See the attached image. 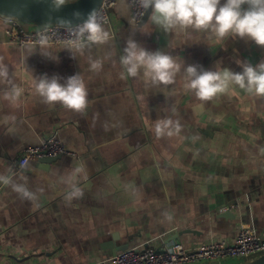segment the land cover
<instances>
[{
    "label": "crops",
    "instance_id": "crops-1",
    "mask_svg": "<svg viewBox=\"0 0 264 264\" xmlns=\"http://www.w3.org/2000/svg\"><path fill=\"white\" fill-rule=\"evenodd\" d=\"M150 11L134 25L127 1L116 0L108 42L75 54L69 45L18 47L0 15L8 67L0 78V264H107L129 249L231 243L243 227L264 234V97L229 83L201 101L184 90L183 68L176 83L157 86L143 72L128 77L121 64L129 40L214 71L258 64L264 48L191 29L165 32L149 22ZM78 73L88 90L82 112L45 104L35 91L36 77L64 83ZM167 119L172 134L157 136L156 122ZM49 137L75 156L18 170L24 149ZM77 188L83 195L70 198Z\"/></svg>",
    "mask_w": 264,
    "mask_h": 264
},
{
    "label": "clouds",
    "instance_id": "clouds-1",
    "mask_svg": "<svg viewBox=\"0 0 264 264\" xmlns=\"http://www.w3.org/2000/svg\"><path fill=\"white\" fill-rule=\"evenodd\" d=\"M66 0H56L57 8ZM140 8L149 13V22L159 26L165 32H187L189 29L207 33L210 38L223 41L227 37H238L254 42L264 48V0H137ZM64 23H69L64 21ZM76 40L67 41L73 44L70 49L79 53L85 47L104 44L109 40V32L104 29L97 13L92 12L86 21L76 27ZM42 47H47L51 37L47 33H38ZM43 55H45L43 53ZM51 58L49 55H45ZM128 77H137L141 72L153 85L168 86L176 83V77L183 68V88L191 91L201 101H208L218 93H223L229 83L238 86L250 95L264 97V61L258 64L241 62L242 71L229 69L205 70L197 65L185 66L175 57L163 51H149L133 40L127 42L124 55L121 57ZM99 61L91 63L93 71L99 70ZM8 77V67L0 58V78ZM35 91L48 105L59 103L66 109L82 112L87 109L88 90L83 77L78 73L66 79L47 75L35 78ZM171 119L158 121L155 125L157 136L171 135L168 129L173 126ZM179 131V123L176 122ZM80 171L79 168L76 170ZM4 178L0 177V181ZM13 190L26 198L31 194L22 185H12ZM83 193L75 189L70 198H79Z\"/></svg>",
    "mask_w": 264,
    "mask_h": 264
},
{
    "label": "built area",
    "instance_id": "built-area-1",
    "mask_svg": "<svg viewBox=\"0 0 264 264\" xmlns=\"http://www.w3.org/2000/svg\"><path fill=\"white\" fill-rule=\"evenodd\" d=\"M131 9V22L139 25L146 13L139 7L137 0H126ZM116 0H102L95 12L105 27L111 22L110 11ZM4 17V16H3ZM9 22L7 31L9 39L18 47L25 45H41L38 33H47L51 39L48 45H69L70 40H76L75 30L78 25L86 21L72 25H30L16 19L4 17ZM60 156H75L61 141L55 137L43 140L39 145L24 149L18 161V170L22 169L30 161H39L45 158H57ZM222 212L228 209H221ZM264 250V234L258 235L255 230L243 227L235 239L231 242L220 241L209 243L196 249H187L179 242L164 245L155 249L146 247L141 250L129 249L119 252L107 264H204L220 261L235 260Z\"/></svg>",
    "mask_w": 264,
    "mask_h": 264
},
{
    "label": "water",
    "instance_id": "water-1",
    "mask_svg": "<svg viewBox=\"0 0 264 264\" xmlns=\"http://www.w3.org/2000/svg\"><path fill=\"white\" fill-rule=\"evenodd\" d=\"M102 0H71L56 10L55 0H0V15L30 25H72L84 21ZM150 11V9H149ZM146 13L142 22L147 18ZM68 21L69 23H64ZM53 158L40 162L49 163ZM230 264H264V250L239 257Z\"/></svg>",
    "mask_w": 264,
    "mask_h": 264
},
{
    "label": "trees",
    "instance_id": "trees-1",
    "mask_svg": "<svg viewBox=\"0 0 264 264\" xmlns=\"http://www.w3.org/2000/svg\"><path fill=\"white\" fill-rule=\"evenodd\" d=\"M70 1V0H69Z\"/></svg>",
    "mask_w": 264,
    "mask_h": 264
}]
</instances>
